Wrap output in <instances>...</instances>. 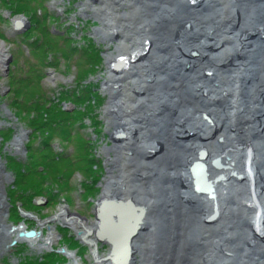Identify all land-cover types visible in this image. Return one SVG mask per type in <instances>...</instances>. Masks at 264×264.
I'll use <instances>...</instances> for the list:
<instances>
[{
  "label": "bare ground",
  "instance_id": "bare-ground-1",
  "mask_svg": "<svg viewBox=\"0 0 264 264\" xmlns=\"http://www.w3.org/2000/svg\"><path fill=\"white\" fill-rule=\"evenodd\" d=\"M109 1L97 10L124 46L106 60V112L125 136L110 149L118 168L110 165L98 201L115 204L96 225L65 208L57 219L82 226L96 256L106 240L108 264H264V0H128L125 14ZM229 51L243 59L229 64ZM123 79L139 98L113 88ZM4 170L0 163V263L15 232L42 237L6 224Z\"/></svg>",
  "mask_w": 264,
  "mask_h": 264
},
{
  "label": "rangeland",
  "instance_id": "rangeland-1",
  "mask_svg": "<svg viewBox=\"0 0 264 264\" xmlns=\"http://www.w3.org/2000/svg\"><path fill=\"white\" fill-rule=\"evenodd\" d=\"M113 2L109 1L110 12L133 11L128 0L120 7ZM101 4V0H13L9 5L0 0V49L5 51L0 60V163L6 166L3 215L11 231L36 232L27 237L42 234L38 239L43 245L40 248L38 241L22 240L15 232L0 264H108L103 261L104 257L109 260L111 252L106 240L99 239L98 257L95 247L81 236L82 226L74 228L57 219L65 208L77 223H98V200L110 165L118 166L112 164L110 149L125 136L111 127L108 120L113 119L106 112L112 94L106 60L124 46L123 36L104 26L97 10ZM90 41L101 48L99 56L89 57V50L82 49ZM190 53L197 59L198 51ZM228 53L233 58L231 65L243 59L241 53ZM123 80L113 88L123 87L139 98L140 93ZM83 85L98 96L78 109L81 99L76 89ZM204 93L207 98L212 92ZM226 94L222 91L220 98ZM201 118L211 122L206 114ZM17 139L20 146L13 145ZM93 233L90 236L96 238Z\"/></svg>",
  "mask_w": 264,
  "mask_h": 264
},
{
  "label": "trees",
  "instance_id": "trees-1",
  "mask_svg": "<svg viewBox=\"0 0 264 264\" xmlns=\"http://www.w3.org/2000/svg\"><path fill=\"white\" fill-rule=\"evenodd\" d=\"M12 3H13V0H7V4H9V5H12ZM45 27V26H44ZM86 42V41H85ZM91 44V45H90ZM90 46L88 45V46H86V45H84V46H81L82 47V49H88L89 50V54H88V56L90 57V56H99L100 54H99V52L101 51V48L99 47V46H97L93 41L91 42L90 41ZM66 47V46H65ZM65 47H63V48H65ZM74 48H77V46H73ZM94 51V53H92ZM100 58H101V56H100ZM91 62V59L89 58V64H91L90 63ZM91 66V65H90ZM91 68H93L92 70L93 71H97L96 69H94V67L93 66H91ZM83 87H84V85H83ZM77 91H76V94H80L79 96V98L81 99V102H80V104H77V106H78V109L79 108H81V106L83 105V104H87V103H89V102H91L92 101V99L95 97V98H97V96L98 95H96V91H93V92H91V91H89L87 88H79V89H76ZM83 92V93H80L81 91ZM71 93V92H70ZM72 95H74V93L72 92L71 93ZM95 100V99H94ZM38 105H34V107H35V109L34 110H37L38 109V107H37ZM18 107V106H17ZM16 107V108H17ZM61 122V121H60ZM64 122V126L67 124L66 123V121H63ZM57 123H55V122H53L52 123V125L54 126V127H56L55 125H56ZM67 137V136H66ZM50 160V159H49ZM49 160H47V161H49ZM28 171H31V169L30 170H28ZM19 178H21V177H19Z\"/></svg>",
  "mask_w": 264,
  "mask_h": 264
},
{
  "label": "water",
  "instance_id": "water-1",
  "mask_svg": "<svg viewBox=\"0 0 264 264\" xmlns=\"http://www.w3.org/2000/svg\"><path fill=\"white\" fill-rule=\"evenodd\" d=\"M21 26H22V24L19 23V27H21ZM113 204H115V203L103 204L102 208L98 211V213H99V221H101V223H103V221H104V210H105V208L107 207V205L110 206V205H113ZM23 234L27 235V236H33V235L36 234V232L35 231H29V232H25ZM99 236H101V234L97 233V237H99ZM101 238H103V237H101ZM101 240H103V239H101Z\"/></svg>",
  "mask_w": 264,
  "mask_h": 264
}]
</instances>
